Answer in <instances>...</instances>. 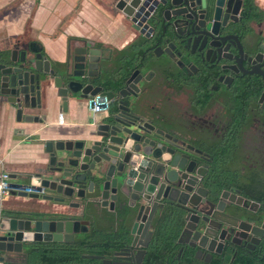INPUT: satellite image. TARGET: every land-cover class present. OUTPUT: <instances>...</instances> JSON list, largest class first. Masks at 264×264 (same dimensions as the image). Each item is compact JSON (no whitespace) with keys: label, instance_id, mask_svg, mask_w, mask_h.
Here are the masks:
<instances>
[{"label":"flooded vegetation","instance_id":"af4514ba","mask_svg":"<svg viewBox=\"0 0 264 264\" xmlns=\"http://www.w3.org/2000/svg\"><path fill=\"white\" fill-rule=\"evenodd\" d=\"M211 4L206 0L205 7ZM174 20L148 22L153 32L138 33L131 47L135 56L100 58L98 72L88 81L114 96L128 79L135 83L121 100L163 132L162 156L174 166L168 193L186 203L179 207L162 200L157 211L160 223L173 216L180 226L177 249L170 252L154 242V225L150 240L140 243L147 248H138L144 253L137 251L135 264H264V54L251 46L263 29L256 25V33H249L251 25L240 15L220 17L216 24L190 20L193 29ZM208 24L210 37L204 33ZM8 48L6 61L12 51L16 60L21 51L44 58L35 43ZM72 51L64 63L70 72ZM127 70L120 86L113 82ZM120 233L118 225L108 239ZM104 249L91 257L107 254Z\"/></svg>","mask_w":264,"mask_h":264},{"label":"water","instance_id":"95a60500","mask_svg":"<svg viewBox=\"0 0 264 264\" xmlns=\"http://www.w3.org/2000/svg\"><path fill=\"white\" fill-rule=\"evenodd\" d=\"M210 1L211 6L205 7L206 0H114V8L129 18L140 36L152 33L148 22L157 20L175 19V23L193 29L195 23L190 20L206 19L216 24L214 21L220 17L236 19L241 16V0ZM209 25L204 29L208 37L212 34ZM251 41V46L261 49L264 54V30L258 39ZM16 56L17 52L12 51L7 64L0 62V108L3 115L11 114L16 122L43 121L35 111L42 109L40 89L44 79L51 81L56 90L62 112L66 111L70 97L85 100L88 96L98 95L108 105L98 121L89 112L91 123L88 125L93 131H88L80 140L44 143L48 164L24 175L27 184H9L11 190L19 191L11 192L9 196L44 201L68 210L81 207L83 212L72 215L24 209L0 213V264H37L30 262L27 247L40 243L54 246L52 253L57 260L52 264H90L82 260L93 261L91 264H135L139 256L137 251L144 253L138 248H147L140 244L141 241L148 242L151 238L149 230L156 223L159 203L168 200L179 207L186 204L181 197L173 199L168 193L174 181L170 178L169 168L174 166H167L162 156L166 137L159 129L154 130L145 115L121 100L124 91L135 85L131 79L116 96L102 93L88 83L98 72L101 60L98 51L86 45L73 49V72L67 66L63 71L52 70L38 52L30 59L22 51L19 60ZM72 78L84 79L87 83L82 85L71 81ZM91 107L89 105V109ZM178 171L183 169L178 168ZM89 206L114 214L121 233L106 240L103 247L107 254L69 258L65 255L74 254L84 246V240L76 241L74 236L88 232V222L83 216L92 217ZM186 229L185 226L181 236ZM32 248L30 252L37 250Z\"/></svg>","mask_w":264,"mask_h":264},{"label":"crops","instance_id":"0c3cea01","mask_svg":"<svg viewBox=\"0 0 264 264\" xmlns=\"http://www.w3.org/2000/svg\"><path fill=\"white\" fill-rule=\"evenodd\" d=\"M252 4L261 15L260 22H248L251 25L249 33H256L257 26L264 30V0H252ZM1 11L6 14L1 18L6 20L2 24H17L20 27L9 28L0 33V50L6 56L10 51L8 46L16 42L20 45L35 43L50 68L63 71L65 60L72 51L70 49L83 44L98 51L100 58H106L109 54H137L131 47L138 40V32L129 18L114 8V0H0ZM26 55V58H31ZM4 64H7L6 59ZM113 82L117 83L116 80ZM40 90L42 109L35 111V114L43 120L41 123L23 120L18 123L11 114L3 115L0 108V159L3 163L2 169L9 177V184H27L28 180L23 178L24 175L47 166L49 159L43 149L44 143L75 142L88 131H93L88 125L91 123V114L86 100L70 97L66 111L62 112L60 100L56 97L51 81L44 79ZM101 116L102 114L94 115L95 121L100 120ZM0 205L1 214L24 209L72 215L83 212L81 207L68 210L44 201L23 200L14 196L6 197ZM89 215L92 217L83 216V220L88 222V232L74 236L80 242L84 235L88 236L82 242L84 246H80L74 254L68 253L65 256L76 259L75 254H79L77 258L88 254L91 257L98 252L101 254L102 243H106L105 239L118 227L114 220L115 215L106 213L99 207L89 206ZM32 247L38 249L44 247V244L27 247L30 261L35 262L31 258ZM53 247H47L49 253H46L45 258L56 262L57 257L52 253ZM82 261L94 263L89 260Z\"/></svg>","mask_w":264,"mask_h":264},{"label":"trees","instance_id":"16d2710c","mask_svg":"<svg viewBox=\"0 0 264 264\" xmlns=\"http://www.w3.org/2000/svg\"><path fill=\"white\" fill-rule=\"evenodd\" d=\"M242 1V12H241V19L246 21V23L250 21H261V15L258 13V10L253 6L252 0H241ZM250 31V30H249ZM6 57L5 53L0 52V59L4 61ZM131 70H127L123 76L119 79V81H116L118 83V86L122 84V81L127 78ZM160 218L157 217L155 228L153 230V240L154 242H162L163 245H166L170 252L175 251V239L179 233V227L178 224L174 225V217L171 216L170 218H166L162 220L163 224L160 223ZM177 218V217H176ZM159 222V223H158ZM110 236V234L108 235ZM106 236V237H108ZM88 236H83V240H86ZM100 237V236H99ZM103 238V237H102ZM105 240H109L106 238ZM48 245H44V247L38 248L37 250L33 251L31 258L35 259V262L37 264H52V261L48 258H45L46 253H49ZM177 249V248H176ZM76 259L79 254H75ZM31 262V261H30ZM34 263V262H32Z\"/></svg>","mask_w":264,"mask_h":264},{"label":"built area","instance_id":"2783aa9c","mask_svg":"<svg viewBox=\"0 0 264 264\" xmlns=\"http://www.w3.org/2000/svg\"><path fill=\"white\" fill-rule=\"evenodd\" d=\"M86 104L89 109V105L92 107L89 109V112L93 115H99L101 114L108 105V102L105 101L104 98L99 97L98 95L94 97L88 96L86 98ZM3 163L0 159V204L1 202L9 196L11 192H19L17 190L13 191L9 188V177L7 173L3 171ZM24 192L29 193V190H25ZM0 212H1V205H0Z\"/></svg>","mask_w":264,"mask_h":264},{"label":"rangeland","instance_id":"374dc122","mask_svg":"<svg viewBox=\"0 0 264 264\" xmlns=\"http://www.w3.org/2000/svg\"><path fill=\"white\" fill-rule=\"evenodd\" d=\"M5 11H7V10H5ZM5 11H1L0 12V33L1 32H4V31H6V30H8L9 28H13V29H15V28H20L17 24H2L3 22H5L6 20H1V18L2 17H4L6 14H5ZM18 22H19V20H18Z\"/></svg>","mask_w":264,"mask_h":264}]
</instances>
